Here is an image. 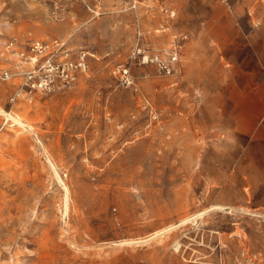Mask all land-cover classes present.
<instances>
[{"label":"rangeland","instance_id":"rangeland-1","mask_svg":"<svg viewBox=\"0 0 264 264\" xmlns=\"http://www.w3.org/2000/svg\"><path fill=\"white\" fill-rule=\"evenodd\" d=\"M0 109V264H264V0H0Z\"/></svg>","mask_w":264,"mask_h":264},{"label":"built area","instance_id":"built-area-1","mask_svg":"<svg viewBox=\"0 0 264 264\" xmlns=\"http://www.w3.org/2000/svg\"><path fill=\"white\" fill-rule=\"evenodd\" d=\"M17 41L15 38L14 42ZM14 42L9 45L10 48L14 46ZM31 51L33 57L29 61L39 68L26 73L25 83L33 89L52 90L73 85L80 74L89 69L86 53H79L76 58H72L74 51H70L65 43L33 41ZM157 59L158 57L146 55L143 57V63L157 62L159 67H169V63L159 62ZM9 76V73L4 74L6 78Z\"/></svg>","mask_w":264,"mask_h":264},{"label":"bare ground","instance_id":"bare-ground-1","mask_svg":"<svg viewBox=\"0 0 264 264\" xmlns=\"http://www.w3.org/2000/svg\"><path fill=\"white\" fill-rule=\"evenodd\" d=\"M185 46H187L188 47V45H185ZM186 47V48H187ZM0 113H2L3 115H5V117L6 118H10V119H12L15 123H17L18 125H20V126H22L23 128L24 127H26V125L23 123V121L22 120H20V118L19 117H15V116H12L11 115V113H6L5 111H3V110H1L0 109ZM8 120V119H7ZM24 120V119H23ZM17 124H15V125H17ZM49 163V162H48ZM50 165V164H49ZM51 168H53V167H51ZM59 177V176H58ZM60 178H58V181H60L61 182V180H59ZM62 187H63V185H61ZM64 189H66L65 187H64ZM67 190V189H66ZM68 191V190H67ZM246 192V191H245ZM66 193V192H65ZM69 193H70V191H69ZM246 196H248V195H246ZM66 198V197H65ZM68 198H69V196H68ZM71 198V197H70ZM68 201V200H67ZM70 201V200H69ZM68 203V202H67ZM70 204V203H69ZM63 206V205H62ZM66 206V205H65ZM211 207V206H210ZM215 208H217V207H215ZM227 208V207H226ZM68 209V208H67ZM222 209V208H221ZM225 209V208H224ZM222 211V210H221ZM225 211V210H224ZM65 212H67V210L65 211ZM64 212V213H65ZM218 212V211H217ZM68 213H69V211H68ZM201 214V213H200ZM200 219V218H199ZM183 220V219H182ZM189 221V220H188ZM193 221V220H192ZM190 222V221H189ZM187 224V223H186ZM186 224H184V225H186ZM179 225V224H178ZM177 226V225H176ZM168 231V230H167ZM164 232V231H163ZM158 235V234H157ZM152 238V237H151ZM149 241V240H148ZM151 241V240H150ZM143 242V241H142ZM125 243V242H124ZM124 243H122V244H124ZM127 244L129 243V245L132 243V242H126ZM135 243H137V242H135ZM138 243H141L140 241L138 242ZM146 243V242H145ZM118 245H120V244H118ZM135 245V244H134ZM136 245H138V244H136ZM124 246V245H123Z\"/></svg>","mask_w":264,"mask_h":264}]
</instances>
